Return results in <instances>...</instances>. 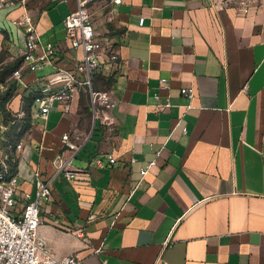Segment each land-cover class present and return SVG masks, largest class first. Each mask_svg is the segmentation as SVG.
I'll return each instance as SVG.
<instances>
[{
  "label": "crops",
  "instance_id": "crops-1",
  "mask_svg": "<svg viewBox=\"0 0 264 264\" xmlns=\"http://www.w3.org/2000/svg\"><path fill=\"white\" fill-rule=\"evenodd\" d=\"M91 4L98 39L118 55L115 64L103 55L91 74L93 88L115 100L111 127L94 119L84 90L68 112L56 105L45 119L31 116L33 85L58 84L82 58L61 29L75 0L0 10L1 100L12 91L0 124L5 139L22 141L11 172L31 197L36 173L51 183L39 238L77 264H264V2ZM24 13L57 48L34 71L22 63L23 28L12 23ZM17 68L21 77L10 78ZM189 85L186 108L180 88ZM64 133L85 138L71 162L74 179L58 171ZM16 197L20 215L25 201Z\"/></svg>",
  "mask_w": 264,
  "mask_h": 264
},
{
  "label": "built area",
  "instance_id": "built-area-1",
  "mask_svg": "<svg viewBox=\"0 0 264 264\" xmlns=\"http://www.w3.org/2000/svg\"><path fill=\"white\" fill-rule=\"evenodd\" d=\"M92 1L75 0V8L61 20L64 38L68 40L71 48L81 49L83 55L76 62L73 70L65 72L64 78L58 84L42 81L33 85L35 109L31 116L45 119L56 105H61L63 111L68 112L76 91L84 90L89 95L94 119L104 126H112L114 119L111 111L116 105L115 100L108 90L93 88L91 74L100 68L103 55L114 64L118 55L112 43L104 45L98 39L92 22ZM109 1L111 4H120L122 0ZM27 2L28 0H0V10L7 6H20L26 9ZM25 13L13 19L12 23L23 28L25 41L21 52L22 63L27 70L34 71L50 64L57 48L52 42L53 35L47 36L41 32L34 20ZM142 22L143 18H140L139 23ZM21 75V68H17L12 71L10 78L19 79ZM165 81L161 79V85L165 84ZM0 87L2 88V84ZM180 92L188 101L185 107H191L190 101L194 97L193 86L181 87ZM169 105L170 102L167 100L163 106ZM23 116V111L15 113L11 124H18ZM4 129L6 127L0 124V264H77L79 258L76 255L57 258L48 251L39 238V212L42 204L51 195V183L49 179L42 178L36 173L34 197H31L29 192L19 191L17 174L11 172L8 160L13 150L18 151L22 148V141L12 143L5 139ZM84 140L85 138L73 137L69 133L61 135L62 146L68 154L61 159L58 171L67 179L75 178L76 173L71 167V162L84 144ZM108 160L113 163L115 158L109 155ZM96 163L100 164V160L97 159ZM152 165L153 162H150L147 168L141 170V174L144 175ZM19 194L25 202L21 214L16 215L13 213V208L17 203L16 196ZM164 245H167V241Z\"/></svg>",
  "mask_w": 264,
  "mask_h": 264
},
{
  "label": "trees",
  "instance_id": "trees-1",
  "mask_svg": "<svg viewBox=\"0 0 264 264\" xmlns=\"http://www.w3.org/2000/svg\"><path fill=\"white\" fill-rule=\"evenodd\" d=\"M11 92H12V91H9L8 95H7L6 97H4V99H2V100L0 101V107H1V109H2V111H3L4 113H7L5 107H6V105H7L8 98H9V96L11 95ZM8 162H9V165H10V169H11V171H13V170H14V167H15V163L13 162V157H12V156H10Z\"/></svg>",
  "mask_w": 264,
  "mask_h": 264
},
{
  "label": "rangeland",
  "instance_id": "rangeland-1",
  "mask_svg": "<svg viewBox=\"0 0 264 264\" xmlns=\"http://www.w3.org/2000/svg\"><path fill=\"white\" fill-rule=\"evenodd\" d=\"M225 1H229V2H238V1H241V2H264V0H225Z\"/></svg>",
  "mask_w": 264,
  "mask_h": 264
}]
</instances>
